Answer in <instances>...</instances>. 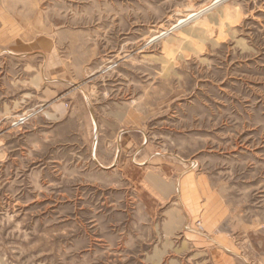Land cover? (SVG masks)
Here are the masks:
<instances>
[{
	"label": "rangeland",
	"instance_id": "374dc122",
	"mask_svg": "<svg viewBox=\"0 0 264 264\" xmlns=\"http://www.w3.org/2000/svg\"><path fill=\"white\" fill-rule=\"evenodd\" d=\"M213 1L0 0V264H264V0L171 29Z\"/></svg>",
	"mask_w": 264,
	"mask_h": 264
},
{
	"label": "bare ground",
	"instance_id": "6f19581e",
	"mask_svg": "<svg viewBox=\"0 0 264 264\" xmlns=\"http://www.w3.org/2000/svg\"><path fill=\"white\" fill-rule=\"evenodd\" d=\"M225 1H226V0H214V1L210 4V6H207V7L204 8V9L202 8V10H199V11H193V12L188 13L184 18L179 19L178 23H177L175 26H173L171 29L174 30V29H178V28H180V27H182V26L187 25L188 23H190V22L193 21L194 19L196 20V19L200 18L201 15H202L203 13H205L206 11H209V10H211V9L217 7V6H220V5L223 4ZM171 29H170V30H171ZM167 33H168V31H166V32H162L161 35L163 36V35H166ZM162 36H161V37H162ZM157 37H159V36H157ZM157 37L153 38L152 40L157 39Z\"/></svg>",
	"mask_w": 264,
	"mask_h": 264
}]
</instances>
